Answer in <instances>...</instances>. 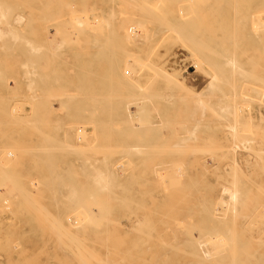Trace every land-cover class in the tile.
<instances>
[{"label":"rangeland","instance_id":"374dc122","mask_svg":"<svg viewBox=\"0 0 264 264\" xmlns=\"http://www.w3.org/2000/svg\"><path fill=\"white\" fill-rule=\"evenodd\" d=\"M0 20V264H264V0H0Z\"/></svg>","mask_w":264,"mask_h":264},{"label":"bare ground","instance_id":"6f19581e","mask_svg":"<svg viewBox=\"0 0 264 264\" xmlns=\"http://www.w3.org/2000/svg\"><path fill=\"white\" fill-rule=\"evenodd\" d=\"M47 2V1H46ZM48 3V2H47ZM58 3H59V1H58ZM60 3H62V2H60ZM67 4V3H66ZM139 4V3H138ZM45 5V4H44ZM50 5V4H49ZM46 6H48V5H46ZM57 6V5H56ZM55 6V7H56ZM59 6H60V4H59ZM62 6V5H61ZM42 7H43V5H42ZM65 7H66V5H65ZM142 7H144V6H142ZM141 6L139 7L138 6V8H142ZM25 8H26V6H25ZM67 8H69V7H67ZM154 8V7H153ZM43 9H45V8H43ZM82 9V8H81ZM109 9V8H108ZM146 9V8H145ZM47 10V9H46ZM57 10H60V9H57ZM105 10V9H104ZM147 10V9H146ZM154 10V9H153ZM2 11V10H1ZM6 11V10H5ZM30 11H32V10H30ZM81 11V10H80ZM83 11H84V9H83ZM108 11V10H107ZM109 11H110V9H109ZM108 11V12H109ZM145 11V10H144ZM143 11V13H145ZM149 11V10H148ZM3 12V11H2ZM1 12V13H2ZM58 13V12H57ZM56 13V14H57ZM102 13V12H101ZM141 13V12H140ZM139 13V14H140ZM142 13V14H143ZM152 13V12H151ZM52 14V13H51ZM17 16V15H16ZM53 16H55V15H53ZM57 16V15H56ZM110 16H111V14H110ZM141 16V15H140ZM19 17L20 18H18L17 17V19L15 18V20L17 21V23H19V22H21V16L19 15ZM77 17V16H76ZM79 17V16H78ZM57 18V17H56ZM55 18V19H56ZM23 19V18H22ZM43 19V18H42ZM77 19V18H76ZM75 20V19H74ZM81 20V19H80ZM98 20V19H97ZM101 20V19H100ZM117 20V19H116ZM31 21V20H30ZM79 21V20H78ZM0 22H1V20H0ZM32 22V21H31ZM43 23H44V21H42ZM48 22V21H47ZM80 23H81V21H79ZM71 23V22H70ZM77 23V22H76ZM79 23V24H80ZM92 23V22H91ZM98 23V22H97ZM104 23V22H103ZM105 23H106V21H105ZM7 24V23H6ZM47 24H49V23H47ZM60 24V23H59ZM87 25V24H86ZM102 25V24H101ZM83 26V25H82ZM88 26V25H87ZM87 26H85V27H87ZM118 26V25H117ZM264 29V28H263ZM31 30V29H30ZM35 30V29H34ZM16 32V31H15ZM97 32V31H96ZM58 33V32H57ZM69 33V32H68ZM73 33V32H72ZM7 35H8V33H6ZM79 34V33H78ZM81 34V33H80ZM176 34V33H175ZM31 35V34H30ZM127 35V34H126ZM0 36H2L1 34H0ZM4 36V35H3ZM6 36V35H5ZM13 36V35H12ZM15 36V35H14ZM14 36H13V38H14ZM127 36H129V35H127ZM127 36H123L122 37V39H125ZM130 36H132L131 34H130ZM22 37V36H21ZM69 37V36H68ZM71 37V36H70ZM108 38V37H107ZM186 38V37H185ZM70 39V38H69ZM68 39V40H69ZM15 40V39H14ZM17 40V39H16ZM84 40V39H83ZM119 40V39H118ZM18 41V40H17ZM49 41V40H48ZM61 41V40H60ZM127 41H128V39H127ZM132 41V40H131ZM32 42V41H31ZM65 42V41H64ZM73 42V41H72ZM83 42V41H82ZM93 42V41H92ZM104 42H106V41H104ZM110 42V41H109ZM11 43V42H10ZM79 43H81V42H79ZM88 43V42H87ZM29 44V43H28ZM64 44V43H63ZM70 44H71V42H70ZM111 44V43H110ZM183 44V43H182ZM34 45H35V43H34ZM106 45V44H105ZM108 45V44H107ZM112 45V44H111ZM32 46V45H31ZM113 46V45H112ZM98 47V46H97ZM40 48H42V46L40 47ZM61 48V47H60ZM113 48V47H112ZM121 48V47H120ZM56 49V48H55ZM35 50H36V48H35ZM34 50V51H35ZM110 50V49H109ZM53 51V50H52ZM58 51V50H57ZM29 54V53H28ZM50 54V53H49ZM40 56V55H39ZM232 57V56H231ZM232 59H233V57H232ZM48 61V60H47ZM228 61V60H227ZM230 64V63H229ZM41 65V64H40ZM41 67H42V65H41ZM232 68H233V65H232ZM175 70H176V72L177 73H183V71H185V69H180L178 66H176L175 67ZM188 71V70H187ZM29 72V71H28ZM165 72V71H164ZM241 72V71H240ZM27 73V72H26ZM30 73H32V72H30ZM168 73V72H167ZM29 74V73H28ZM27 74V75H28ZM33 74V73H32ZM172 74V73H171ZM240 74V73H239ZM39 77V76H38ZM212 79V78H211ZM30 81H32V80H30ZM264 84V83H263ZM209 86H211L212 88H214L213 86H215L214 85V83L212 82ZM48 96V95H47ZM217 111H219L220 112V115H221V119H224L225 120V118L227 119V120H230L229 121V123H226V124H224V126H226V127H229V128H234L235 127V125L237 124V123H235V116H233V115H229L228 113L232 110V108L229 106V105H218L217 107ZM236 108V107H235ZM234 109V108H233ZM141 110V109H140ZM21 111V110H20ZM23 112V111H22ZM32 114V113H31ZM234 114V113H233ZM36 117V116H35ZM45 117V116H44ZM41 118V117H40ZM238 118V117H237ZM44 119H46V118H43V120ZM42 121V120H41ZM262 121V120H261ZM264 121V120H263ZM247 125V124H246ZM170 126V125H169ZM243 126V125H242ZM245 127V126H244ZM248 128V127H247ZM255 129H256V127H255ZM230 130V129H229ZM242 130V129H241ZM264 130V129H263ZM78 131V130H77ZM233 131V130H232ZM234 132V131H233ZM233 132L231 133L232 135H234L233 134ZM263 132V131H262ZM254 134V133H253ZM80 135V134H79ZM236 135V134H235ZM172 136V135H171ZM247 136V135H246ZM254 136V135H253ZM264 137V136H263ZM79 138H81L80 136H76L75 138H74V140L75 139H78V140H80ZM257 138V137H256ZM240 140H241V138H239ZM252 140V139H251ZM47 141V140H46ZM181 141H183V140H179V142H181ZM242 141V140H241ZM71 142V141H70ZM73 142V141H72ZM186 142V141H185ZM195 142V141H194ZM238 142V141H237ZM244 142V141H243ZM252 142V141H251ZM263 142H264V140H263ZM74 143H75V141H74ZM183 143H184V141H183ZM246 143V142H245ZM244 143V144H245ZM61 145V144H60ZM178 144H174V146H177ZM187 145V144H186ZM233 145V144H232ZM245 145H248V144H245ZM57 146V145H56ZM71 146V145H70ZM77 146V145H76ZM76 146H75V148H76ZM136 146V145H135ZM174 146L172 147L171 146V148H169V149H171V151H173L174 150ZM198 146V145H197ZM214 146V145H213ZM60 147V146H59ZM62 147V146H61ZM68 147V146H67ZM67 147L66 148H64V147H62V149L64 148V149H67ZM72 148H73V146H71ZM70 147V148H71ZM102 147V146H101ZM133 147V146H132ZM131 147V148H132ZM177 147H180V145L179 146H177ZM184 147V148H183ZM182 148L183 149H179V148H176L175 147V150H174V152L176 151V149H178V151H181L182 150V152L184 151V150H187V148H186V146H183ZM234 147V146H233ZM241 147L243 148V145H241ZM39 148V147H38ZM47 148V147H46ZM71 148V149H72ZM84 148V147H83ZM99 148V147H98ZM134 148H136V147H134ZM134 148H132L133 149V151H135L134 150ZM159 148V147H158ZM172 148H173V150H172ZM181 148V147H180ZM206 148V147H205ZM204 148V149H205ZM224 149L226 148V147H223ZM223 148H220L219 147V149L221 150V149H223ZM231 148V147H230ZM229 148V149H230ZM235 148H236V146H235ZM17 149V148H16ZM69 149V148H68ZM119 149V148H118ZM123 149V148H122ZM140 149V148H139ZM208 149L210 150V151H214L213 149H214V147H213V149H210V148H207V151L206 152H208ZM218 148L216 149V150H219ZM227 149V148H226ZM244 149V148H243ZM196 151H201V149H199L198 148V150L197 149H195ZM219 150V151H220ZM228 150V149H227ZM244 150H246L247 151V149L245 148ZM39 151V150H38ZM69 151H70V149H69ZM128 151V150H127ZM139 151H141V150H139ZM209 151V152H210ZM254 150L252 149V152H253ZM71 152V151H70ZM80 152V151H79ZM193 152H194V150H193ZM201 152H203V149H202V151ZM200 152V153H201ZM255 152H258V151H255ZM255 152H253V153H255ZM259 152H261V150L259 151ZM258 152V153H259ZM7 153H9L10 154V152H7ZM13 153V152H12ZM177 154H178V152H176ZM175 153V154H176ZM191 153V152H190ZM252 153V154H253ZM79 154V153H78ZM182 154V153H181ZM185 154V153H184ZM256 154V153H255ZM261 154V153H260ZM80 155V154H79ZM183 155V154H182ZM190 155V154H189ZM194 156V155H193ZM257 156V155H256ZM157 157V156H156ZM173 157V156H172ZM200 157V156H199ZM198 157V158H199ZM258 157V156H257ZM262 157H264V155L262 156ZM221 158H222V156H221ZM225 158V157H224ZM246 158V157H245ZM248 158H250V156L248 157ZM107 159V158H106ZM210 159V158H209ZM214 159L216 160V158L214 157ZM226 159V158H225ZM225 159H222V160H225ZM103 160V159H102ZM219 160H220V158H219ZM227 160V159H226ZM104 161H105V159H104ZM103 161V162H104ZM192 161V164H197V160L195 159V163H193V160H191ZM191 161L189 162V163H191ZM170 162L172 163V165L174 164L173 163V161H171L170 160ZM174 162L176 163V161L174 160ZM181 162H183V160L181 161ZM230 162V161H229ZM259 162V161H258ZM183 163H185V162H183ZM213 163V162H212ZM109 164V163H108ZM113 164V163H112ZM142 164V163H141ZM167 164V163H166ZM169 164V163H168ZM178 163H176V165H177ZM192 164L190 165V166H192ZM204 164H206V163H204ZM231 164H232V167H233V170L234 171H237L238 172V170H236V169H239V162H238V160L235 158V157H232L231 158ZM102 165H103V163H102ZM128 165V164H127ZM164 165V164H163ZM172 165H168V166H172ZM179 165V164H178ZM182 165V164H181ZM189 165V164H188ZM257 164L255 163V166H256ZM110 166H111V164H110ZM167 166V167H168ZM175 166V165H174ZM182 166H184V165H182ZM187 166V165H186ZM205 166V165H204ZM227 166V165H226ZM103 167H104V165H103ZM115 167V166H114ZM127 167V166H126ZM128 167H130V166H128ZM165 167V166H164ZM176 167V166H175ZM189 167V166H188ZM187 167V168H188ZM196 167V166H195ZM228 167V166H227ZM259 167V166H258ZM111 168V167H110ZM161 168V167H160ZM173 167H171V169H172ZM177 168V167H176ZM230 168V167H229ZM260 168V167H259ZM165 169V168H164ZM169 169V168H168ZM173 169H175V168H173ZM178 169V168H177ZM231 169V168H230ZM182 170H184V169H182ZM232 169H231V172H232V174H233V177H234V171H233ZM259 169H257V171H258ZM175 171H176V169H175ZM185 171V170H184ZM183 171V172H184ZM96 173L93 175V177H92V182L93 183H95V184H97V185H101V184H107L108 182H109V178H110V171L108 172V169L107 170H104V168L103 169H97V171H95ZM171 172V171H170ZM178 172V171H177ZM206 172V171H205ZM231 172H229V173H231ZM162 173V172H161ZM172 173H174V171L172 172ZM178 173H180V172H178ZM242 173V172H241ZM257 173V172H256ZM231 174V175H232ZM112 175V174H111ZM172 175V174H171ZM228 175V174H227ZM235 176H237L236 174H235ZM163 177V176H162ZM165 177V176H164ZM166 177H168V176H166ZM179 177V174H178V176H177V178ZM183 177V176H182ZM227 177H229V176H227ZM256 176H254V178H255ZM259 178H260V176H258ZM176 178V179H177ZM232 177H230V179H231ZM258 178V179H259ZM4 180V179H3ZM13 180V179H12ZM187 180H189V179H187ZM217 180V179H216ZM262 180V179H261ZM156 181V180H155ZM225 181V180H224ZM223 181V182H224ZM167 182V181H166ZM168 182H170V181H168ZM167 182V183H168ZM178 182H179V180H178ZM181 182V181H180ZM11 183V182H10ZM154 183V182H153ZM177 183V182H176ZM175 183V184H176ZM225 184H220V186H219V189H220V195L222 196V197H220V198H218V200H216V201H220V203H221V207L222 206H225L226 208V211L228 210L227 208H229V209H233V210H235V209H237L236 207H237V205L239 204V202H241V200H242V196H241V194H240V191H239V188L237 187V185H236V183L237 182H235V181H233L232 179L230 180V181H228V183L225 181L224 182ZM227 183V184H226ZM12 184V183H11ZM156 184V183H155ZM159 184V183H158ZM174 184V183H173ZM244 184V183H243ZM249 184V183H248ZM263 184V183H262ZM262 184H260V185H262ZM168 185H169V183H168ZM193 186V185H192ZM204 186V185H203ZM244 186V185H243ZM165 187V186H164ZM168 187V186H167ZM179 187V186H178ZM184 187H186V186H184ZM205 187V186H204ZM105 188V189H104ZM180 188V187H179ZM200 188V187H199ZM202 188V187H201ZM223 188H225V189H223ZM260 188V187H259ZM13 189V188H12ZM15 189V188H14ZM22 189V188H21ZM103 189L104 190H106V191H108L107 189H106V187L104 186L103 187ZM167 189V188H166ZM165 189V190H166ZM173 189V188H172ZM171 189V190H172ZM174 189H176V188H174ZM173 189V190H174ZM189 189H190V187H189ZM191 189H193V187L191 188ZM261 189V188H260ZM162 190H164V189H162ZM170 190V191H171ZM180 190V189H179ZM178 190V191H179ZM199 190V189H198ZM249 190V189H248ZM251 190V189H250ZM16 191V190H15ZM169 191V192H170ZM175 191V190H174ZM177 191V190H176ZM191 191V190H190ZM255 191V190H254ZM253 191V192H254ZM17 192H19V191H17ZM21 192V191H20ZM71 193H72V191H71ZM71 193H69V195L71 194ZM73 193H75V191H73ZM103 193V192H102ZM182 193V192H181ZM181 193H180V195H181ZM192 193V192H191ZM190 193V194H191ZM211 194V193H210ZM247 194V193H246ZM262 194V193H261ZM73 195H75V194H73ZM172 195H174V193L172 194ZM263 195L264 194H262V195H260L261 197H262V199L264 198L263 197ZM28 196V195H27ZM68 196V195H67ZM71 196V195H70ZM69 197V196H68ZM91 197V196H90ZM107 197V196H106ZM105 197V198H106ZM174 197V196H173ZM190 197V196H189ZM21 198H23V197H21ZM192 198V197H191ZM215 198V197H214ZM256 198V197H255ZM188 199V198H187ZM216 199V198H215ZM250 199V198H249ZM192 201V200H191ZM260 201V200H259ZM34 202V201H33ZM32 202V203H33ZM201 202V201H200ZM251 202V201H250ZM29 203V202H28ZM31 203V202H30ZM31 203V204H32ZM178 203V202H177ZM217 203H219V202H217ZM263 203V202H262ZM255 204V203H254ZM261 204V203H260ZM107 205V203H105V206ZM256 205H258V204H256ZM262 205H264V203L262 204ZM80 206V205H79ZM163 206V205H162ZM206 206V205H205ZM209 206V205H208ZM220 206V205H219ZM101 207H103V206H101ZM100 207V208H101ZM241 207V206H240ZM240 207H239V209H240ZM244 207V206H243ZM242 207V208H243ZM250 207V206H249ZM254 207H257V206H254ZM253 207V208H254ZM40 208V207H39ZM99 208V209H100ZM247 208V207H246ZM245 208V209H246ZM260 208V207H259ZM264 207H262V209H263ZM37 209V208H36ZM36 209H35V211H36ZM104 209H106V208H104ZM244 209V210H245ZM40 210V209H39ZM103 210V209H102ZM101 209L100 210H95V212L93 213L94 214V216H95V219L97 220L98 219V217L101 215V212L100 211H102ZM222 210H223V208H222ZM254 210V209H253ZM264 210V209H263ZM108 211V210H107ZM106 211V212H107ZM251 211V210H250ZM250 211L248 210V208H247V213L249 212L250 213ZM257 211V210H256ZM45 212V211H44ZM98 212V213H97ZM161 212V211H160ZM199 212H201V211H199ZM241 212V211H240ZM104 213H105V211H104ZM221 213V212H220ZM234 213V212H233ZM244 213H245V211H244ZM86 214V216H88L89 215V212H87V213H85ZM98 214V215H97ZM103 214V213H102ZM237 214V216H238V213H236ZM236 214H234V215H236ZM255 214H256V212H255ZM42 215V214H41ZM104 215H106V214H104ZM158 215V214H157ZM229 215V214H228ZM239 215H240V213H239ZM250 215V214H249ZM223 216V215H222ZM233 216V215H232ZM231 216V217H232ZM247 216V215H246ZM255 216L256 215H252V217H254L255 218ZM44 217V216H43ZM97 217V218H96ZM101 217V216H100ZM263 217V216H262ZM214 218V217H213ZM243 218V217H242ZM246 218V217H245ZM257 218H258V216H257ZM101 219H103L102 217H101ZM100 219V220H101ZM251 219V218H250ZM259 219H261V218H259ZM95 220V221H96ZM99 220V219H98ZM99 220V221H100ZM104 220H107V219H104ZM220 220V219H219ZM224 220V219H223ZM222 220V221H223ZM240 220V219H239ZM253 220V219H252ZM256 220V219H255ZM258 221V220H257ZM86 222H87V220H86ZM86 222H85V224H86ZM110 222H113V221H110ZM231 222V221H230ZM50 223V222H49ZM88 223V222H87ZM115 223H116V221H115ZM255 224H256V222H254ZM82 224V223H81ZM96 224H97V222H96ZM98 224H100V223H98ZM141 224V223H140ZM227 224V223H226ZM232 224V223H231ZM89 225V224H88ZM247 225V224H246ZM263 225V224H262ZM58 226V225H57ZM82 226V225H81ZM144 226V225H143ZM252 226H254V224L252 225ZM52 227H53V225H52ZM55 227V226H54ZM140 227V226H139ZM234 227V226H233ZM247 228V227H246ZM58 229H60V227L58 226L57 228H56V231L58 230ZM144 229V228H143ZM231 229V228H230ZM245 229V228H244ZM214 230V229H213ZM53 231V230H52ZM230 231H233V229H231ZM249 231V230H248ZM111 232V231H110ZM61 233V232H60ZM105 233H107L106 231H105ZM233 233V232H232ZM53 234H54V232H53ZM50 235H52V234H50ZM55 235H56V233H55ZM263 235V234H262ZM108 237H109V235H107ZM217 236V235H216ZM221 236V235H220ZM219 235H218V237H220ZM260 236V235H259ZM217 237V238H218ZM100 238V237H99ZM222 238V237H221ZM250 238V237H249ZM259 238V237H258ZM97 239V238H96ZM218 239H220V238H218ZM225 239V238H224ZM246 239V238H245ZM223 241V240H222ZM221 241V242H222ZM228 241V240H227ZM81 242V241H80ZM230 242H232V241H230ZM240 242V241H239ZM92 243V242H91ZM224 243V242H223ZM264 243V242H263ZM79 244V243H78ZM82 244V243H81ZM225 244V243H224ZM231 244V243H230ZM242 245H244V244H242ZM81 246V245H80ZM229 246V245H228ZM239 248V247H238ZM83 249V248H82ZM217 249V248H216ZM196 250V249H195ZM214 250V249H213ZM220 250V249H219ZM222 251V250H221ZM232 251V253H233V250H231ZM255 251V250H254ZM214 252H219L218 250H214ZM78 253V252H77ZM150 253V252H149ZM228 254V253H227ZM91 255V254H90ZM152 255V254H151ZM150 255V256H151ZM233 255V254H232ZM194 256H197V255H195L194 254ZM132 257V256H131ZM198 257V259L200 258L199 256H197ZM99 259V258H98ZM101 259V258H100ZM81 261V260H80ZM94 261V260H93ZM234 261V260H233ZM82 262V261H81ZM95 262V261H94ZM262 262V261H261ZM91 263V262H90ZM96 263H97V261H96ZM123 263V262H122ZM113 264V263H112ZM200 264V263H199ZM231 264H233V263H231Z\"/></svg>","mask_w":264,"mask_h":264}]
</instances>
